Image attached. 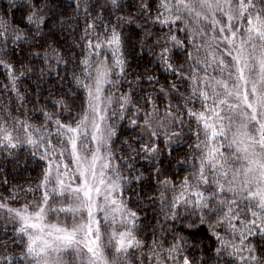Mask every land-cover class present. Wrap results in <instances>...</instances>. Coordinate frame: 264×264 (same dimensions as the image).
I'll return each instance as SVG.
<instances>
[{
  "label": "snow or ice",
  "instance_id": "6c2138e0",
  "mask_svg": "<svg viewBox=\"0 0 264 264\" xmlns=\"http://www.w3.org/2000/svg\"><path fill=\"white\" fill-rule=\"evenodd\" d=\"M0 78V264H264V0H7Z\"/></svg>",
  "mask_w": 264,
  "mask_h": 264
},
{
  "label": "trees",
  "instance_id": "16d2710c",
  "mask_svg": "<svg viewBox=\"0 0 264 264\" xmlns=\"http://www.w3.org/2000/svg\"><path fill=\"white\" fill-rule=\"evenodd\" d=\"M65 3H67V0H65ZM6 5H7V0H0V6H6ZM3 83H4V80L2 78H0V86H2ZM45 87H47V86H45ZM9 168H11V166H9ZM25 175H28V173H25ZM33 175H34V173H33Z\"/></svg>",
  "mask_w": 264,
  "mask_h": 264
}]
</instances>
